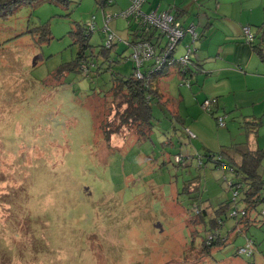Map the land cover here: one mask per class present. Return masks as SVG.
Segmentation results:
<instances>
[{
    "label": "rangeland",
    "instance_id": "rangeland-1",
    "mask_svg": "<svg viewBox=\"0 0 264 264\" xmlns=\"http://www.w3.org/2000/svg\"><path fill=\"white\" fill-rule=\"evenodd\" d=\"M159 1L154 8L161 11L169 9L163 1L176 6L192 0ZM118 5H105L103 11L96 0H71L68 6L44 2L0 18V264H264V225L226 233L230 226L226 224L228 242L208 256L197 249L205 239L203 225L193 226L199 231L192 237L185 219L193 215L192 198L179 194L185 180L200 177L198 204L212 213L232 197L228 183L233 173L229 167L216 168L212 161L197 169V158H191L186 168L174 162V154H218L224 145L246 140L237 120L228 117L233 111H226V126L219 127L203 108L214 86L209 79L202 85L200 79L192 88L181 85L176 76L168 80L170 95L180 98L177 109L183 124L197 136L192 143L173 133L165 112L155 110L151 136L139 141L127 137L124 145L120 136L107 144L92 128L85 103L91 102L89 89L98 86V79L70 72L65 80H52V70L75 57L69 31L77 23L93 17L99 28L110 14L109 30L117 38L127 36L126 26L119 28L117 14L130 4L125 9ZM148 8L146 3L143 9ZM226 8L234 17L243 16L241 6L238 13ZM222 13L213 14L218 20L209 30L212 39L228 31L241 37L243 26ZM184 17L180 22L187 27L190 22ZM44 22L50 40L27 32ZM101 40L97 29L90 44L98 49ZM181 41L176 58L186 52L185 39ZM131 67L127 58L112 69L126 75ZM242 83L234 81L237 88ZM218 85L229 106L234 98L246 97L245 92L230 93L227 79ZM159 86L164 90V84ZM256 86L253 91L260 95V85ZM249 100L246 112L256 109ZM260 114L259 146L264 148ZM111 144L117 147L110 150ZM259 173L264 178V159ZM248 238L254 240L253 255H237Z\"/></svg>",
    "mask_w": 264,
    "mask_h": 264
},
{
    "label": "trees",
    "instance_id": "trees-1",
    "mask_svg": "<svg viewBox=\"0 0 264 264\" xmlns=\"http://www.w3.org/2000/svg\"><path fill=\"white\" fill-rule=\"evenodd\" d=\"M44 2L64 6L71 4V0H0V18L11 16L16 9L22 6L36 7ZM96 2L103 9L105 5L113 3L112 0H96ZM178 9H172V11L168 9V11L172 14L174 22H177L179 27L185 30L180 41L186 34L190 35L192 40L203 36L202 33V35L197 34L193 25H190L193 26V33L187 30L190 26L182 25L179 19L180 14L176 13ZM87 21L86 23H77L76 27L69 31L71 44L77 49L75 57L52 70L50 76L54 82L65 80L70 72L81 75L83 79L86 77L98 79L96 88L89 86V90L92 92L87 97L89 101L91 99V102L85 103V105L92 117V128L100 133V139L108 144L114 137L119 139L120 136L121 144L124 145L128 141L127 137L134 136L136 141L149 138L154 131V122L157 120L154 113L156 110L165 112L166 119L173 124V133L187 137L192 143V140L197 136L183 124V119L177 109L180 98L171 96L159 86L161 82L169 80L172 75L180 77L181 85L190 87L194 83L190 79L191 72H193L190 67L192 66L191 62L195 66L200 65L191 59L190 55L193 51L191 46H185L188 60L180 59L184 54L176 58L179 41L170 45L167 37L158 28L145 23L142 17L132 14L126 17L127 31L130 36L124 39L117 38L115 33L111 30L107 31L104 26H101L98 31L102 40L99 48L96 49L90 44V40L97 29L91 28ZM205 27L207 30L210 28V24L208 23ZM259 27H264V22ZM27 32L35 33L39 39L50 40L52 38L47 36L50 30L46 22L34 28L33 31L27 30ZM110 33L113 35L109 38ZM262 36L263 31L260 35L252 34L251 40L247 39L245 35L254 54L264 63ZM118 44H121V48H118ZM135 45H140L139 48L149 46L138 60H135L132 55V48ZM127 51L129 52L127 53ZM127 58L132 61L129 74L125 75L112 69L114 65H118ZM196 68L200 70L201 67ZM107 75L108 77H106ZM218 98V96L206 97L202 102L203 108L213 115L219 127L226 126V111H233L228 117L232 116L233 120H237L245 133L246 140L230 143V146L224 145L218 154L209 151L202 154L196 151L195 154L189 156L180 153L174 154V162L183 164V167L186 168L192 164L191 158H197V169L206 167L207 162L212 161L216 168L229 167L232 170L233 179L228 185L232 188L233 195L229 200L220 203L219 208H213L212 213L209 211V207H201L198 204V199L201 198L197 181L200 177L194 176L185 180L179 191L180 195L187 194V198H192L193 215L187 216L185 219L192 237L196 236L199 231L193 226L203 225L205 239L201 241L197 249L201 255L208 256L215 248L228 242L229 233L226 235L227 232L236 230L239 232L240 229L247 230L250 226L261 227L264 225V178L259 173V167L264 159V148L254 146L249 142L250 135L253 138H257L259 135L258 129L262 125L261 116L245 114L244 107L224 109L219 104ZM205 102L208 104L205 105ZM129 132L133 135L127 134ZM167 140L170 144L173 143L171 138ZM109 147L110 150H113L117 145L111 144ZM239 202L242 203L241 208L238 207ZM226 224L230 226L226 227ZM223 227L227 228L225 234ZM246 245H249L250 250L246 253L240 252L239 249ZM253 245V239H246L245 244L237 248L236 254H245L250 258L253 255Z\"/></svg>",
    "mask_w": 264,
    "mask_h": 264
},
{
    "label": "crops",
    "instance_id": "crops-1",
    "mask_svg": "<svg viewBox=\"0 0 264 264\" xmlns=\"http://www.w3.org/2000/svg\"><path fill=\"white\" fill-rule=\"evenodd\" d=\"M112 1L116 4L119 2L120 5H118L117 8L120 9H125L129 5L127 0ZM163 2L166 5H169L168 8L171 11L172 8H179L176 12L177 14H180L179 19L181 20V18L185 16L183 21L190 22L187 26L193 25L197 34H203L200 38L198 36L196 40H192L190 35L186 34L181 41V43H183L185 39L184 47L186 45L192 47L193 44L194 50L190 56L192 57L191 59H194V61H197L200 65L195 66V64L191 62L192 66L190 67L193 72H191L192 75L190 76V79L194 82L193 84H196L197 86L201 79L202 85L203 82L209 79V81L214 84L212 89H210L209 95L210 97L218 96V102L222 108L229 110L245 107L248 106L247 101L252 99L249 100L248 103L251 102L250 105H256V109L252 108L250 112H246L245 114L251 113L258 116L257 114L261 113L260 115H264V63L254 54L250 44L246 41L244 34H241V37H239V35L233 36V32L228 31L226 33H221L220 39L215 40L212 39V36L209 33V30L213 28L214 22L218 20L213 14L219 10L223 12L221 17H226L232 20L235 24L243 26V28L249 27L250 33L254 35H260L263 31L262 37L264 40V27H259V25L264 22V0H192L185 5L183 3H173L176 6H172L169 4L170 2ZM146 3L149 5L148 10L143 9V6ZM158 4H160L159 0H145L141 8L144 12H149L156 9L154 7ZM246 5H248L249 8L246 7ZM240 6L243 15L242 17L240 15L237 17L230 15L231 12L226 8L230 7L234 13H238L237 11H239ZM255 10L258 11L259 16H254ZM125 20L126 18L121 17L118 19L117 23L119 24V28H123L124 25L127 28V21ZM208 23L210 24V28H207L206 30L205 26ZM182 25L184 26L183 23ZM95 28L98 29L97 23L95 24ZM127 36H130L128 31ZM186 39H188V41H186ZM195 43H197L196 46ZM210 61L214 62L213 65H209ZM196 67L201 68L200 70H197ZM175 76L179 82L180 77L178 75ZM170 78H174V76L172 75ZM223 79H227L228 91L230 93L240 92V95H243L242 92H245L246 97L243 95L242 98L241 96H239V98H234L233 105L229 106L228 101L224 98L223 89L218 85ZM237 80L243 81L239 88L234 85V81ZM161 83L164 84V89L169 93L168 80ZM192 85H190L189 88H192ZM256 85H260L259 87L262 90L260 95H256L253 91L254 89H258ZM249 142L254 146L261 145L259 135L257 138H253L250 135Z\"/></svg>",
    "mask_w": 264,
    "mask_h": 264
},
{
    "label": "built area",
    "instance_id": "built-area-1",
    "mask_svg": "<svg viewBox=\"0 0 264 264\" xmlns=\"http://www.w3.org/2000/svg\"><path fill=\"white\" fill-rule=\"evenodd\" d=\"M144 2L145 0H131L128 8L117 14V17L126 18L129 15L135 14L137 16L142 17L145 23H148L158 28L167 37V39L170 42V45L176 44L178 41H180V39L184 35L185 30L180 28L177 22H174L172 14L167 10L158 11L157 9H153L149 12H144L141 8ZM111 17L112 16L108 14L104 18V28H106L107 31L109 30V28L107 27V22L108 20L111 19ZM87 24L91 28H95V21L93 20V17L92 19H89L87 21ZM243 29L247 39L251 40L252 34L250 33L249 27H245ZM187 30L193 33V26H190ZM110 34L111 35H109V38L113 35L112 33ZM139 47L140 45H135L132 48V55L135 60H138L139 56L145 53L149 46L146 45L143 48H139ZM180 59L182 61L188 60V53L181 56ZM207 104L208 102H205V105ZM248 250H250L249 245H246L245 247H241L239 249L240 252H245V253Z\"/></svg>",
    "mask_w": 264,
    "mask_h": 264
}]
</instances>
